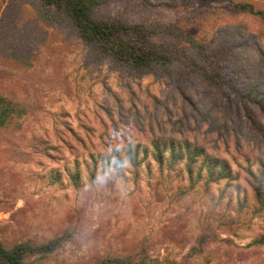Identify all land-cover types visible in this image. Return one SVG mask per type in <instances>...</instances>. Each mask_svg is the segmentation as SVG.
<instances>
[{"label":"rangeland","instance_id":"obj_1","mask_svg":"<svg viewBox=\"0 0 264 264\" xmlns=\"http://www.w3.org/2000/svg\"><path fill=\"white\" fill-rule=\"evenodd\" d=\"M251 8L264 0L99 5L96 19L145 25L173 56L138 72L66 14L0 0V94L28 113L0 131V242L54 249L29 264L142 250L149 264H264V14Z\"/></svg>","mask_w":264,"mask_h":264},{"label":"trees","instance_id":"obj_2","mask_svg":"<svg viewBox=\"0 0 264 264\" xmlns=\"http://www.w3.org/2000/svg\"><path fill=\"white\" fill-rule=\"evenodd\" d=\"M48 8L62 12L72 20L78 31L79 38L89 47L93 48L102 58L112 60L120 65L128 66L138 72H148L154 67L173 64V56L166 47H163L153 37V33L142 24H131L122 20H98L95 17L96 8L109 0H38ZM251 12L263 15L262 11ZM215 86H227L231 81L216 80L209 77ZM231 90H236L231 87ZM27 111L16 99L0 94V131H12L21 125L20 121L27 116ZM157 160L162 165L165 153L160 150L161 144L156 140ZM179 144L171 142L167 145L171 157L185 160L190 156L191 145L177 149ZM129 155V150H128ZM130 158V156H129ZM258 197L262 198L263 189L256 190ZM25 242L7 248L0 242V264H29L26 257L36 254L53 252V248ZM45 250V251H44ZM147 254L142 250L136 255L114 257L109 256L97 264H149Z\"/></svg>","mask_w":264,"mask_h":264}]
</instances>
